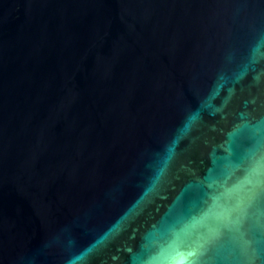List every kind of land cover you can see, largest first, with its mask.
<instances>
[{"label": "water", "instance_id": "water-1", "mask_svg": "<svg viewBox=\"0 0 264 264\" xmlns=\"http://www.w3.org/2000/svg\"><path fill=\"white\" fill-rule=\"evenodd\" d=\"M258 160L264 0H0V264H137ZM244 199L198 264H264Z\"/></svg>", "mask_w": 264, "mask_h": 264}, {"label": "clouds", "instance_id": "clouds-1", "mask_svg": "<svg viewBox=\"0 0 264 264\" xmlns=\"http://www.w3.org/2000/svg\"><path fill=\"white\" fill-rule=\"evenodd\" d=\"M181 131L186 135L191 131V125L186 123ZM178 143L179 139H174L169 148L170 156L174 155ZM261 186H264V160H258L251 174L246 173L233 184L217 186L215 180H209L207 205L184 217L178 225L169 226L166 237L160 229L149 233L138 254L137 264H198L208 243L222 238L225 230H238L247 214L245 193Z\"/></svg>", "mask_w": 264, "mask_h": 264}]
</instances>
